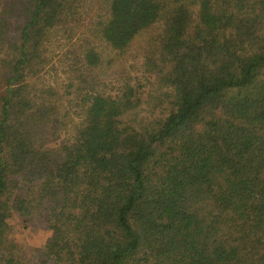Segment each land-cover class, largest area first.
Listing matches in <instances>:
<instances>
[{"label":"trees","instance_id":"16d2710c","mask_svg":"<svg viewBox=\"0 0 264 264\" xmlns=\"http://www.w3.org/2000/svg\"><path fill=\"white\" fill-rule=\"evenodd\" d=\"M51 1L0 0V264H28L14 213L45 218L51 264H264V0H102L96 27L114 49L160 32L144 64L160 112H133L147 75L89 87L71 140L48 146L21 77Z\"/></svg>","mask_w":264,"mask_h":264},{"label":"rangeland","instance_id":"374dc122","mask_svg":"<svg viewBox=\"0 0 264 264\" xmlns=\"http://www.w3.org/2000/svg\"><path fill=\"white\" fill-rule=\"evenodd\" d=\"M107 8L102 0H52L30 31L26 45L28 62L22 69L21 82L28 83L29 89H33L28 93L30 98L35 100L34 94L39 98L25 119L30 127L43 131L48 146L71 140L72 127L67 121L76 118L73 113L76 100L73 98L89 87L111 94L122 89L123 83H133L137 77L141 79L147 75V86L141 89L140 103L133 112L144 119L160 112L161 104L153 107L149 92L155 85L156 74L153 72L154 77L144 69L160 32L150 26L127 48L114 49L99 35L100 27H96V22L101 20L100 14L105 15ZM73 16L74 20L71 19ZM86 48L93 49L99 58L93 69L95 78L87 79L89 82L81 81L88 65ZM6 72L3 70L1 75L5 77ZM67 89L71 92L69 96L65 94ZM69 99L73 100L68 102ZM64 112H67L65 121ZM51 114L62 116L63 121L54 122ZM24 219L14 213L10 222L12 228L8 236L16 245V255L23 256L28 264H51L42 254L52 233L45 218L36 215L31 220Z\"/></svg>","mask_w":264,"mask_h":264}]
</instances>
